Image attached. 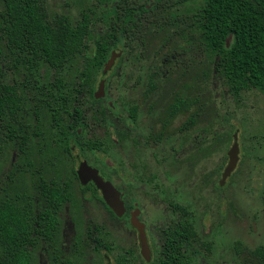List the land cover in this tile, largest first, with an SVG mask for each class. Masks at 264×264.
I'll return each instance as SVG.
<instances>
[{
	"label": "rangeland",
	"instance_id": "374dc122",
	"mask_svg": "<svg viewBox=\"0 0 264 264\" xmlns=\"http://www.w3.org/2000/svg\"><path fill=\"white\" fill-rule=\"evenodd\" d=\"M35 1L46 23L69 25L82 13H97L103 2ZM199 4H171L165 10L176 19L146 23L141 41L118 42L119 56L104 74L103 67L96 74L94 90L104 79L99 104L110 106L101 125L91 117L90 97L75 92L80 55L54 69L42 57L15 49L3 30L0 0V89L13 84L19 97L14 113L0 111V199L30 203L37 218L45 204L41 184L68 193L51 237L31 233V264H142L127 215L113 217L79 183V154L138 203L152 252L159 251L163 230L179 222L195 231L184 247L194 264H261L246 249L264 245V89L231 90L198 28L184 26L185 14ZM102 30L91 24L88 49ZM74 107L80 108L77 139L66 136ZM235 130L239 159L220 185ZM236 242L245 251H238Z\"/></svg>",
	"mask_w": 264,
	"mask_h": 264
},
{
	"label": "trees",
	"instance_id": "16d2710c",
	"mask_svg": "<svg viewBox=\"0 0 264 264\" xmlns=\"http://www.w3.org/2000/svg\"><path fill=\"white\" fill-rule=\"evenodd\" d=\"M183 0H103L97 13L85 12L74 25L46 23L42 7L35 0H3L5 25L3 30L8 43L15 49L26 50L54 69H58L73 55L82 59L81 74L75 92L87 94L93 104L89 107L91 117L104 124L109 116V104L100 105L102 99L93 95L96 74L103 67L112 49L123 41L130 44L141 41L146 23L155 20L172 21L176 16L167 9ZM106 2H109L107 4ZM94 17L92 20L91 18ZM180 17V15L178 16ZM184 26L195 25L206 52L216 57V66L234 92L256 87L264 89V0H200L199 7L185 14ZM103 28L94 39L92 49L85 40L92 23ZM229 37L228 43L226 39ZM0 89V111L14 113L19 106V97L13 84ZM67 100V95H62ZM99 104V105H98ZM75 108V107H74ZM71 114L66 132L67 138H78L80 108ZM134 113V109H131ZM1 148V140H0ZM92 149V147H91ZM66 150L71 147L66 144ZM90 189L103 203L93 184ZM44 207L33 217L30 203L22 205L11 197L0 199V249L2 264H31L29 247L34 242L32 232L50 238L57 224V209L68 197L64 187L41 184ZM195 231L183 224L170 225L162 232L159 251L149 264H194L184 247ZM95 247L101 242L95 238ZM103 247H108L103 244ZM238 251H245L240 242ZM251 257L264 264V245L246 249ZM65 264H71L66 261ZM146 264V263H144Z\"/></svg>",
	"mask_w": 264,
	"mask_h": 264
},
{
	"label": "water",
	"instance_id": "95a60500",
	"mask_svg": "<svg viewBox=\"0 0 264 264\" xmlns=\"http://www.w3.org/2000/svg\"><path fill=\"white\" fill-rule=\"evenodd\" d=\"M229 37L226 39L228 43ZM120 49L114 48L113 52L109 55L107 60L103 64L102 73L104 74L113 64L115 57L119 56ZM93 95L95 98H99L104 95V79H100L97 88L94 90ZM232 144L227 150V162L221 172L219 178V184L224 183L225 179L235 168L239 159V147L237 141V130L232 134ZM78 163L75 167V173L81 184H86L88 181H92L95 187L100 191L102 199L105 204L113 211L116 216H121L124 213V205L121 199V193L117 188L107 179H104L98 170L89 165L88 162L83 158L81 154L78 155ZM263 203H264V190H263ZM137 211L131 213L130 223L138 231V240L140 247V254L146 261L150 259V247L147 241V236L144 229V224L141 222L136 215Z\"/></svg>",
	"mask_w": 264,
	"mask_h": 264
},
{
	"label": "flooded vegetation",
	"instance_id": "af4514ba",
	"mask_svg": "<svg viewBox=\"0 0 264 264\" xmlns=\"http://www.w3.org/2000/svg\"><path fill=\"white\" fill-rule=\"evenodd\" d=\"M94 92V91H93ZM96 99H101V98H96ZM184 111V113H187V111H188V108L186 109V108H183L182 109V112ZM181 112V113H182ZM78 133H79V129H78ZM82 156H83V154H81ZM89 164V163H88ZM92 166V165H91ZM94 167V166H93ZM96 168V167H95ZM97 170H98V173L99 174H101V176H102V173H101V170H99L98 168H96ZM76 174V173H75ZM221 175V174H220ZM76 177H77V175H76ZM103 178H104V176H102ZM78 178V177H77ZM104 179H106V178H104ZM108 180V179H107ZM79 181V180H78ZM110 181V180H109ZM80 183V182H79ZM112 183V182H111ZM218 183H219V180H218ZM81 184V183H80ZM87 184H93V182L92 181H88L86 184H81V185H87ZM223 184V183H222ZM94 185V184H93ZM221 185V184H220ZM95 186V185H94ZM117 188V187H116ZM97 189V188H96ZM98 190V189H97ZM117 190H119L118 188H117ZM120 191V193H121V199H122V201H123V205H124V213L121 215V216H116L114 213H113V211L105 204V202H104V200L102 199V201H103V205H105L107 208H108V211H110V213L113 215V217H115V218H121V217H123V216H126L127 215V217H128V222H129V225L132 227V229H134V231H136V234H137V239H138V231H137V229L130 223V216H131V213L132 212H134V211H137L136 212V215H137V218L141 221V222H143V224H144V229H145V233H146V224H145V222L142 220V218H141V209H140V207H138V203L137 202H131L130 200H128L127 198H126V195H125V193L123 192V191H121V190H119ZM98 193H100V191L98 190ZM100 195H101V193H100ZM102 197V196H101ZM98 199V198H97ZM99 200V199H98ZM99 201H101V200H99ZM172 213H174V211L172 212ZM176 224H181V223H179V222H176L175 224H173V225H176ZM146 236H147V233H146ZM147 241H148V237H147ZM148 244H149V242H148ZM149 247H150V244H149ZM157 253V252H156ZM156 253H154V252H152V250H151V247H150V259H149V261H146L144 258H143V256L140 254V247H139V240H138V255H139V257L142 259V264H144V263H146V264H149L150 262H151V260L154 258V256H155V254Z\"/></svg>",
	"mask_w": 264,
	"mask_h": 264
}]
</instances>
